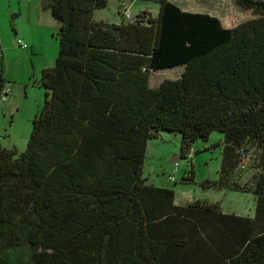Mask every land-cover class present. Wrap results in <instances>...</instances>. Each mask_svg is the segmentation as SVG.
Here are the masks:
<instances>
[{"label": "trees", "instance_id": "1", "mask_svg": "<svg viewBox=\"0 0 264 264\" xmlns=\"http://www.w3.org/2000/svg\"><path fill=\"white\" fill-rule=\"evenodd\" d=\"M149 1L157 16L109 25L94 18L108 0H48L60 29L44 104L23 152L0 143V264H264V33L237 44L215 15ZM235 2L264 25V0ZM6 86L1 69L0 100ZM164 131L190 160L197 140L222 133L218 177L201 184L253 193L255 215L177 204L172 186L148 183L147 144ZM194 176L190 163L184 180Z\"/></svg>", "mask_w": 264, "mask_h": 264}, {"label": "rangeland", "instance_id": "2", "mask_svg": "<svg viewBox=\"0 0 264 264\" xmlns=\"http://www.w3.org/2000/svg\"><path fill=\"white\" fill-rule=\"evenodd\" d=\"M185 10L206 12L219 17L226 27H235L237 44H250L264 33L261 17L241 8L235 0H173ZM48 0H0V46L4 57L0 58L9 92L8 101L0 100V143L15 148L18 153L27 148L34 116L45 101L46 88L41 85L42 70L55 64L59 52L60 23L46 7ZM147 11L157 16L159 3L149 0H108L106 7L94 10V18L111 25L122 20H133L139 12ZM256 19L260 25L255 29L241 28L243 23ZM22 39L28 48H21ZM183 68L163 69L152 72L150 85L155 87L164 79H176ZM223 137L214 132L208 142L197 140L192 148V159L181 157L182 135L177 132H162L158 138L148 141L143 165V177L148 183L170 185L175 189V200L187 204L194 200L219 203L228 213L255 215L256 199L253 193L213 189L202 186V181L218 177L221 167V148L212 143ZM257 152L252 149L244 162L251 170ZM176 182L169 179L175 164ZM192 163L194 180L185 181L189 164Z\"/></svg>", "mask_w": 264, "mask_h": 264}, {"label": "built area", "instance_id": "3", "mask_svg": "<svg viewBox=\"0 0 264 264\" xmlns=\"http://www.w3.org/2000/svg\"><path fill=\"white\" fill-rule=\"evenodd\" d=\"M17 43L23 49H27L28 48L27 43H25V41H23L22 39H18ZM0 55H1V52H0ZM9 92H10L9 87L8 86L4 87L3 93H2V100H6L7 99ZM189 156H192V153H190ZM178 168H179V164L176 163L175 166L173 167L172 173L169 175V179L171 181H175L176 180L175 173L178 171Z\"/></svg>", "mask_w": 264, "mask_h": 264}, {"label": "crops", "instance_id": "4", "mask_svg": "<svg viewBox=\"0 0 264 264\" xmlns=\"http://www.w3.org/2000/svg\"><path fill=\"white\" fill-rule=\"evenodd\" d=\"M184 9V8H183ZM1 57H4V53H3V50H2V56ZM6 79V78H5ZM7 81V80H6ZM7 86H8V83H7ZM11 92V91H10ZM9 96V95H8ZM7 101H8V98H7ZM176 202V200H175ZM177 203V202H176ZM190 203V202H189ZM177 204H180V203H177ZM188 204V203H187ZM224 211V210H223Z\"/></svg>", "mask_w": 264, "mask_h": 264}]
</instances>
